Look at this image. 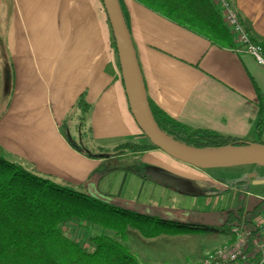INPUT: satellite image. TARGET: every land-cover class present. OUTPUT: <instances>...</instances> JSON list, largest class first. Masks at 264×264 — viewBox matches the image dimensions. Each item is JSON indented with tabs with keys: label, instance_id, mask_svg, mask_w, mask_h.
<instances>
[{
	"label": "crops",
	"instance_id": "0c3cea01",
	"mask_svg": "<svg viewBox=\"0 0 264 264\" xmlns=\"http://www.w3.org/2000/svg\"><path fill=\"white\" fill-rule=\"evenodd\" d=\"M229 1L251 41L263 44L264 0ZM121 3L152 104L191 129L264 144V66L237 53L234 41L233 47L215 45L133 0ZM112 41L100 0H0V148L61 185L145 205L149 183L166 189L164 178L149 181V163L229 197L235 186L197 174L200 169L158 149L140 153L138 170L105 167L126 158L106 150L144 144L145 137L130 113ZM74 116L82 122L74 124ZM195 196L212 200L205 191ZM239 208L247 226L264 211L244 204L232 211Z\"/></svg>",
	"mask_w": 264,
	"mask_h": 264
},
{
	"label": "trees",
	"instance_id": "16d2710c",
	"mask_svg": "<svg viewBox=\"0 0 264 264\" xmlns=\"http://www.w3.org/2000/svg\"><path fill=\"white\" fill-rule=\"evenodd\" d=\"M133 1L215 45L233 47V37L211 0ZM119 3L122 8L121 0ZM112 46L115 50L114 41ZM12 78L11 65H8L9 88L12 87ZM149 104L159 129L180 144L197 149L245 144V141L213 131L191 129L166 116L150 101ZM79 119L82 122V118ZM262 123L261 118L257 124L259 131ZM156 149L150 143L127 142L111 151L106 150L104 154L119 157L125 155L124 152L140 154ZM84 152L89 154L86 150ZM151 213L149 206L142 202L104 194L88 186L73 189L61 185L35 171L33 166L10 158L0 148V264H140L124 244L130 228L144 239L180 232L170 230L171 222ZM226 214L222 225L229 230L241 224L242 208ZM72 222L85 223L102 231L91 239L94 246L91 252L64 234L63 228Z\"/></svg>",
	"mask_w": 264,
	"mask_h": 264
},
{
	"label": "rangeland",
	"instance_id": "374dc122",
	"mask_svg": "<svg viewBox=\"0 0 264 264\" xmlns=\"http://www.w3.org/2000/svg\"><path fill=\"white\" fill-rule=\"evenodd\" d=\"M74 113L81 115L82 112L79 110L71 112V114ZM77 117L72 118L74 124L80 123ZM142 140V143L149 144L146 137ZM122 154H125L123 156L126 158L119 159L111 163L110 166L106 164L105 167H128L133 170L139 168L141 165L140 154L133 152ZM172 164L181 166L175 162ZM146 170L152 178H164L166 180V189L149 183L147 190V199L150 200L148 202L149 212H152L151 214L157 218L171 222L170 230L176 232L179 230L180 232L162 234L153 239H144L138 232L130 228L128 240L124 244L137 257L140 264H200L208 253L227 246L232 241L229 228L222 225L223 218L227 216L226 212L232 211L242 204L249 211L256 206L259 207L260 211L264 209V203L261 199L264 198V166L261 165H228L212 171H196L197 174L206 175L223 185L235 186L237 190H229L227 193L229 197H223V194L216 196V190L209 192L201 188L198 182H189L166 169L162 171L150 163ZM193 171L195 172V169ZM238 181L241 182L237 183ZM175 190L183 195L176 193ZM204 191L212 195V200L208 204L204 203L207 198L202 199L195 196L204 193ZM143 194L141 199L144 198ZM226 201L227 204L225 205ZM205 210L209 213L205 214ZM176 223L196 224L197 226L177 228ZM63 232L67 237L77 241L87 252H91L94 248L91 239L102 233L100 229L81 222L68 224L63 228Z\"/></svg>",
	"mask_w": 264,
	"mask_h": 264
},
{
	"label": "water",
	"instance_id": "95a60500",
	"mask_svg": "<svg viewBox=\"0 0 264 264\" xmlns=\"http://www.w3.org/2000/svg\"><path fill=\"white\" fill-rule=\"evenodd\" d=\"M100 1L112 32L130 113L149 143L169 158L200 170L241 164L264 166V144L245 142L217 149H197L172 140L159 129L151 112L143 75L119 0Z\"/></svg>",
	"mask_w": 264,
	"mask_h": 264
},
{
	"label": "built area",
	"instance_id": "2783aa9c",
	"mask_svg": "<svg viewBox=\"0 0 264 264\" xmlns=\"http://www.w3.org/2000/svg\"><path fill=\"white\" fill-rule=\"evenodd\" d=\"M219 10L224 25L233 37L234 50L247 54L264 66L263 48L251 41L248 32L239 22L238 15L229 0H211ZM243 222L230 230L232 241L227 246L207 254L200 264H264V211L247 225ZM256 260L251 263L250 253Z\"/></svg>",
	"mask_w": 264,
	"mask_h": 264
}]
</instances>
